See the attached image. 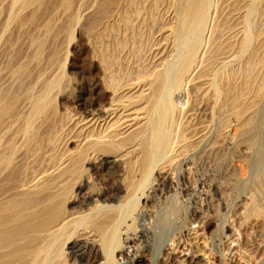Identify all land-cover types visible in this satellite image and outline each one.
<instances>
[{"label": "rangeland", "instance_id": "obj_1", "mask_svg": "<svg viewBox=\"0 0 264 264\" xmlns=\"http://www.w3.org/2000/svg\"><path fill=\"white\" fill-rule=\"evenodd\" d=\"M177 1L72 0L64 9V0H44L24 11L14 0H0V102L26 113L27 93L40 94L64 73L28 155L48 161L75 151L89 128L106 138L141 122L145 105L128 106L129 94L148 98L162 68L170 81L185 49L174 37ZM263 8V0H209L205 30L189 40L201 37L203 44L195 71L166 92L170 136L155 170L142 177L132 167L135 153L93 155L85 168L88 189L74 187L68 217L112 205L119 210L116 228L105 237L77 227L56 264H264V80L258 73L247 80L241 71L247 58L256 61L251 53L256 29L264 27ZM228 88L244 89V101L236 102L237 112L246 108L242 116L221 109ZM99 99L106 110L94 125L86 109ZM89 120L94 124L86 125ZM43 163L23 176L48 165Z\"/></svg>", "mask_w": 264, "mask_h": 264}, {"label": "bare ground", "instance_id": "obj_2", "mask_svg": "<svg viewBox=\"0 0 264 264\" xmlns=\"http://www.w3.org/2000/svg\"><path fill=\"white\" fill-rule=\"evenodd\" d=\"M153 1L156 2V0ZM14 2L15 5L20 6L21 10L25 11L33 7H41L44 0H14ZM71 3L72 0H64V9L71 8ZM175 6L177 7L178 24L174 30V37L180 46H185L183 55L179 57V59L181 58L179 62L176 61L177 64L172 70L170 81L167 80L169 77H166L167 69L162 68L155 74L156 80L150 86L148 98L143 97L141 93L131 96L129 94L126 103L128 106H134L136 103L145 105L142 108L141 122L130 131L120 133L113 130V133L104 138V131V134L101 132L93 135L91 128H89L90 133L83 135L75 151L64 156H54L47 161L42 156L28 155V153L31 147H36L39 142L37 123L40 122L42 126L47 125L48 112L54 105V95L61 90L64 73L60 72L52 80L46 82L40 94L36 92L34 94L32 91L26 92L31 104L30 110L26 113H15V103L4 104L0 102V264H56L62 258L67 242L77 234V227L90 228V230L95 231V234L97 232L105 237L110 230L113 231L112 229L117 225L116 219L119 210L112 205L102 204L103 206H96L87 213H78L77 216L72 214L73 217H68L66 205L67 203L70 204L74 187L79 186L80 188L77 190L81 193L83 186L86 185L84 184L85 168L93 155H107V157L114 155L115 158H119L126 152H128L127 155L135 153L134 155L137 157L132 167L134 165L142 177L149 176L155 170V162L163 154L170 136V133L168 134V121H171L172 103L168 94L166 95L167 89L171 82L175 86L181 83L184 78L192 77L195 71L193 64L197 58V51L203 44L200 42L201 37L199 39L197 37L194 44L191 45L189 40L191 37H196L201 30H205L203 27L206 26L205 23L209 15V0H178ZM262 11L264 8L261 13ZM261 13H259L260 16ZM125 15L127 16L124 13V17ZM125 18H127L126 22L128 23L129 17ZM72 20L74 23L76 22L74 17ZM255 35L256 38L254 36L250 40L252 41L254 38L257 40V46L251 53L252 58L254 57L256 61L251 60V57L247 58L241 71L242 74L249 75L247 80L256 73L260 74L257 76L262 77L261 80H264V27L257 28ZM180 54L182 53L180 52ZM19 72L20 70L17 71V73ZM233 75L235 76L237 73L233 71ZM255 75L253 76L256 77ZM234 76L233 78H235ZM243 77L245 78V76ZM232 80L230 79V83ZM245 81L243 80V82ZM253 81L255 80L253 79ZM252 82L250 85L254 83ZM259 83L263 87L264 83L261 84V81ZM107 85L109 88L112 84ZM97 86L99 84L95 83L92 87L97 88ZM255 88L257 87L255 86ZM111 89L110 87L109 90ZM119 89L115 90L119 91ZM115 90L113 89V91ZM243 90L235 89L237 95L234 97L235 95H231L234 88H228L225 91L221 109H225L224 111L230 109L232 113L237 112L236 102L242 103L244 101L243 99L241 101V98L245 97H242ZM254 92L258 91L254 90ZM253 96L258 98L256 95ZM248 103L250 104L249 101ZM252 103L251 101V106ZM90 105V111H87V107L86 115L91 117L92 122H95L105 113V100L99 99ZM238 106L240 105L238 104ZM245 109L242 108L237 113H241L242 116ZM247 120L249 122L248 118ZM92 122L89 120L86 125L94 124ZM7 123H11L10 126ZM91 127L93 129V126ZM8 135H12L10 140L6 139ZM22 151L24 154L21 153ZM45 161L48 162V165L46 163V166H40V169L31 172L33 173L32 176H23L29 171L30 166ZM85 187L88 189L87 185ZM177 257L181 259L184 257L185 259L183 251H178Z\"/></svg>", "mask_w": 264, "mask_h": 264}]
</instances>
